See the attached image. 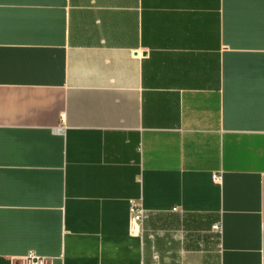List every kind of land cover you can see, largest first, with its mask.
<instances>
[{
    "label": "crops",
    "instance_id": "0c3cea01",
    "mask_svg": "<svg viewBox=\"0 0 264 264\" xmlns=\"http://www.w3.org/2000/svg\"><path fill=\"white\" fill-rule=\"evenodd\" d=\"M29 252L264 264V0H0V264Z\"/></svg>",
    "mask_w": 264,
    "mask_h": 264
},
{
    "label": "built area",
    "instance_id": "2783aa9c",
    "mask_svg": "<svg viewBox=\"0 0 264 264\" xmlns=\"http://www.w3.org/2000/svg\"><path fill=\"white\" fill-rule=\"evenodd\" d=\"M219 178L220 177L218 174H212V183H218ZM128 214L130 218V224L137 225L142 219L143 211L139 204L134 201H130L128 204ZM23 264H46V260L43 257H39L32 252H29L24 256Z\"/></svg>",
    "mask_w": 264,
    "mask_h": 264
}]
</instances>
